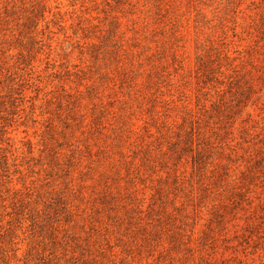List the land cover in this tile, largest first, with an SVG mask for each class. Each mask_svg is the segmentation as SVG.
I'll list each match as a JSON object with an SVG mask.
<instances>
[{
	"label": "rangeland",
	"instance_id": "1",
	"mask_svg": "<svg viewBox=\"0 0 264 264\" xmlns=\"http://www.w3.org/2000/svg\"><path fill=\"white\" fill-rule=\"evenodd\" d=\"M0 264H264V0H0Z\"/></svg>",
	"mask_w": 264,
	"mask_h": 264
}]
</instances>
